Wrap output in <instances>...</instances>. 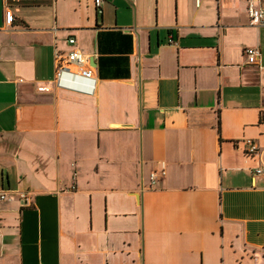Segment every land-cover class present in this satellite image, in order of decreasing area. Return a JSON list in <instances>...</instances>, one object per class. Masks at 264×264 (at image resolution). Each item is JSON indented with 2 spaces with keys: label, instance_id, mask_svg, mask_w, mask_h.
Instances as JSON below:
<instances>
[{
  "label": "crops",
  "instance_id": "obj_1",
  "mask_svg": "<svg viewBox=\"0 0 264 264\" xmlns=\"http://www.w3.org/2000/svg\"><path fill=\"white\" fill-rule=\"evenodd\" d=\"M102 1L0 0V264H264V0Z\"/></svg>",
  "mask_w": 264,
  "mask_h": 264
},
{
  "label": "built area",
  "instance_id": "obj_2",
  "mask_svg": "<svg viewBox=\"0 0 264 264\" xmlns=\"http://www.w3.org/2000/svg\"><path fill=\"white\" fill-rule=\"evenodd\" d=\"M102 0H95L96 8L99 12H102L101 5ZM248 13L250 16V24L252 26H264V6L250 1L248 2ZM69 44L73 48L67 53H56V72L53 82L59 88H68L69 85L66 83L68 77L81 78L93 82L92 92L96 89V78L94 76L92 68L89 67V57L84 55L76 48L75 38L69 39ZM170 44H173V40H170ZM245 55L249 63L253 64L259 58L260 52L257 48L248 47L245 49ZM40 90L44 91L45 87H40ZM247 145V152L250 155L256 154L258 152V147L252 140L245 141ZM255 175H264V167H259L254 171ZM165 172L162 171L161 175L164 176ZM160 175L153 172L150 175L151 186H154L159 180ZM11 192L0 191V200H4L9 197ZM20 198L26 199V194L21 193Z\"/></svg>",
  "mask_w": 264,
  "mask_h": 264
}]
</instances>
